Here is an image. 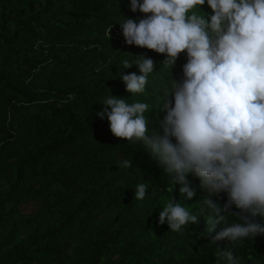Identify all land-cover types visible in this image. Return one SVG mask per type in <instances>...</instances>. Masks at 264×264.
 I'll return each instance as SVG.
<instances>
[{"label": "trees", "instance_id": "16d2710c", "mask_svg": "<svg viewBox=\"0 0 264 264\" xmlns=\"http://www.w3.org/2000/svg\"><path fill=\"white\" fill-rule=\"evenodd\" d=\"M202 11L212 14L206 3ZM127 18L145 14L131 0H0V264H229L221 251L233 264H264V234L210 245L205 201L223 205L226 193L211 195L190 174L196 195L185 200L141 143L115 137L97 115L109 96L146 102L149 129L163 135L173 98L161 92L183 79L187 54L172 68L165 55L128 45ZM141 57L155 68L145 92L132 95L121 78L140 74ZM171 200L198 222L178 232L161 225ZM255 221L264 226V216Z\"/></svg>", "mask_w": 264, "mask_h": 264}, {"label": "clouds", "instance_id": "9594fccd", "mask_svg": "<svg viewBox=\"0 0 264 264\" xmlns=\"http://www.w3.org/2000/svg\"><path fill=\"white\" fill-rule=\"evenodd\" d=\"M205 3L211 15L202 11ZM131 11L145 18L124 19L125 42L165 55L164 65L172 68L186 53L183 79H171L161 92L173 98L163 105V135L149 129L146 102L109 96L97 115H107L115 137L141 143L180 185L185 200L196 195L190 174L211 195L227 194L223 205L205 201L211 210L206 220V232L213 234L210 245L264 234V226L255 221L264 216V0H131ZM141 58L135 62L140 74L121 78L132 95L145 92L155 68L152 59ZM132 66L124 62L125 69ZM123 166L130 167L131 161L124 160ZM146 191V183L138 184L135 199L144 200ZM233 205L239 212L230 211ZM229 216L238 222L229 226ZM190 222L197 223L198 217L173 200L159 213V223L172 231ZM222 223L226 226L217 231ZM221 255L233 264L231 252Z\"/></svg>", "mask_w": 264, "mask_h": 264}]
</instances>
